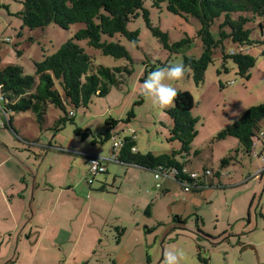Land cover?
I'll list each match as a JSON object with an SVG mask.
<instances>
[{
  "label": "rangeland",
  "instance_id": "374dc122",
  "mask_svg": "<svg viewBox=\"0 0 264 264\" xmlns=\"http://www.w3.org/2000/svg\"><path fill=\"white\" fill-rule=\"evenodd\" d=\"M144 7L152 26L168 35L169 45L186 37L191 43L173 50L163 48L146 28L142 17L127 25L128 30L139 31L137 45L119 35L108 40L124 47L131 61L103 56L85 41L79 42L95 67L128 66L132 74L119 78L122 84L112 87L104 98H93L87 108L67 105V111L74 114L73 123H65L56 132V122L64 114L49 105L41 125L33 113L25 112L12 114L9 126L0 97V157L12 159L10 165L13 160H22L34 172H39L43 183L49 184L41 213L34 220L42 221L44 215L51 213L44 210L46 205L59 204L52 220H60L64 228L71 226L76 237L79 234L73 243L76 254L72 257V244L54 246L47 238L36 236L23 240L31 248L20 255L18 264H63L66 257L67 261L71 258V264H79L81 260L83 264H163L164 253L169 249L183 253L180 264H200L199 251L208 264H264V219L259 214L261 211L264 214V147L257 143L254 154L248 156L239 151L234 138L212 140L224 127L236 122L243 111L264 103L261 88L264 82L259 84L264 75L261 55L264 45L250 48V55L255 59L250 80L239 77L230 61L224 71L220 52L216 51L213 64L205 72V82L199 88L194 86L187 69L181 79L166 81L177 92L192 95L195 106L191 116L198 120V135L191 144L186 167L199 175L203 169L209 170L212 184L207 182L204 192L186 193L169 180L156 190L154 175L134 166L106 162L103 174L93 176L89 172L86 158L106 159L113 140L127 137L129 129H135V143L141 153L152 152L157 156L163 150L170 154L180 148L177 141H167L171 123L165 110L172 105L165 109L154 107L140 95V80L147 78L151 66L183 64V58H199L202 44L195 35L200 23L190 17L174 16L164 6L157 10L150 1ZM22 8L21 0H0V67L18 65L25 75L34 76V62L55 53L83 25L75 24L68 30L55 25L30 30L15 16ZM262 22L264 25V19ZM248 27L253 29V41L264 40V29L257 24ZM7 39L10 41L6 42ZM107 120L117 122L110 130L112 140L103 145L92 144V137L107 131ZM76 128L80 130L78 136ZM86 132L89 135L82 140L81 135ZM196 152L199 155L194 157ZM229 156L232 157L229 165L220 170V161ZM258 170L263 172L261 177L255 176ZM248 176L255 178L244 184ZM219 181L223 188H218ZM253 194L256 197L248 212ZM147 209L149 214H145ZM117 228L124 231L119 245ZM21 248L22 245L18 249L21 251Z\"/></svg>",
  "mask_w": 264,
  "mask_h": 264
},
{
  "label": "trees",
  "instance_id": "16d2710c",
  "mask_svg": "<svg viewBox=\"0 0 264 264\" xmlns=\"http://www.w3.org/2000/svg\"><path fill=\"white\" fill-rule=\"evenodd\" d=\"M146 1H150L152 7L157 10H162L164 6L165 10L174 16L182 19L190 17L199 21L200 28L195 37L202 44V54L199 58H183L185 70L190 71L195 87L199 88L204 84L205 72L213 64L216 51L220 52L224 71H226L225 64L230 61L236 66L237 75L249 80L250 71L255 66L250 48L258 44L264 45V40L253 41L251 39L253 29L248 26L253 28V25L257 24L258 28L264 29L262 22L264 0H21L23 8L15 16L25 28L34 30L55 25L68 30L75 24H81L83 28L61 45L55 53L44 56L39 62H34V76L25 75L22 67L18 65L9 64L0 67V97L4 101L3 112L7 124L11 126L12 114L31 112L36 122L41 125L47 107L51 105L64 114V117L56 122L57 132L65 123H73L74 114L67 111V105L76 109L87 108L93 98H104L112 87L122 84L123 81L120 79L123 76H131L132 68L128 66L95 67L91 56L79 46V42L85 41L88 47L100 51L103 56L131 61L124 47L108 40L119 35L137 45L139 31H130L127 25L142 17L146 28L161 42L163 48L173 50L191 43L186 37L180 42L169 45L168 35L152 26L149 12L144 7ZM9 41L7 39L6 42ZM228 45L232 48L227 47ZM229 48L234 54H228ZM261 55L264 56V49ZM155 69L151 66L149 71ZM143 80L141 79L140 82L142 83ZM177 93L172 106L166 109L165 113L171 123L167 141H177L180 144L179 150L158 156L149 152L141 153L136 150L135 134H133L122 139L121 145L116 150L110 149L113 158L109 162L138 167L150 171L153 175L158 174L159 178L170 177L173 183L182 187L183 191L187 187L188 193H201L207 187L205 180L210 176L209 170L203 169L202 174L199 175L188 171L186 167L191 155V144L198 135L196 129L198 120L191 116L195 104L189 92ZM141 102L142 99L138 103ZM130 117L133 118V115ZM106 125L107 131L92 137V144L103 145L112 140L110 130L117 125V122L107 120ZM262 130H264V103L243 111L236 122L219 131L212 140L234 138L238 141L239 151L251 156L255 152L257 143L264 147V136L260 135ZM79 131L76 128L75 135L78 136ZM87 132L81 135L82 140L89 135ZM197 155L198 152L193 154L194 157ZM231 159L230 156L222 159L220 170L227 167ZM182 170L186 173H182ZM207 172L209 174H206ZM191 174H196L197 178L191 179ZM216 176H220L219 172ZM218 188L223 187L219 185ZM145 214H149L148 209ZM249 216L248 213V218ZM117 230L116 243L119 245L124 231L118 228ZM197 257L200 264H208L207 259L202 258L200 251Z\"/></svg>",
  "mask_w": 264,
  "mask_h": 264
},
{
  "label": "crops",
  "instance_id": "0c3cea01",
  "mask_svg": "<svg viewBox=\"0 0 264 264\" xmlns=\"http://www.w3.org/2000/svg\"><path fill=\"white\" fill-rule=\"evenodd\" d=\"M250 79L251 74L249 80ZM261 82H264V75L262 76V79L259 80V84ZM259 84H257L258 87L256 89L260 87ZM261 88L264 89V86H261ZM263 89L262 91L264 92ZM228 118L230 119V117ZM127 137H129V135ZM136 150L140 151L137 146ZM163 152L166 151L163 150ZM163 152L158 153V155L169 154ZM11 160L12 159H9L8 157H0V264H18L20 255L26 254L27 248H31L30 246L26 247V242H23V240L29 241L34 236L38 238H47L54 246L60 247L63 244H72V248L70 249V254L72 257L73 254H76V250L74 248L75 245L73 243L79 237V234H77L76 237V233L74 232V230H70L71 226H66V228H68L66 229L60 226V220H52L55 210L57 209V207H59V204L53 207L46 205V208H44V210H46L47 213H49V211L51 213L48 216L44 215L42 221L34 220L36 216L41 213V207H43L44 201L46 199L44 193H47L49 184L47 183V181H44L43 183V181L39 178V172H34L28 165L22 163V160H13V165H10L9 163L12 162ZM25 173L29 174L30 177H24L23 174ZM256 175H260L261 177L263 175V172L261 170H258V172L256 171L255 176ZM249 177L250 176L244 179V184H247L246 181L255 178L251 177L249 179ZM154 180L155 189L157 184L162 186V183H165L164 185H166V182L168 183V180L172 182L170 179H166L162 182H160V179L156 180L154 178ZM205 181L210 185L212 184V182L208 178H206ZM219 184L221 185V182ZM260 185L261 184L259 183V188ZM205 189L202 192H204ZM42 193L43 195L41 196ZM255 197L256 195L253 194L251 200L249 201L247 207L248 212L252 207ZM259 214L261 216V219H264L263 212L261 211L259 212ZM248 221L250 222L249 218ZM27 231L29 232V234L27 233ZM97 239L99 242V236L97 237ZM63 241L67 242L60 243ZM21 245L22 248L20 251L18 248L19 246L21 247ZM32 253H34V251ZM68 258L69 260L67 261L66 257L65 263L63 264H66V262L71 264V258ZM83 262L84 261L81 260L79 264H83Z\"/></svg>",
  "mask_w": 264,
  "mask_h": 264
},
{
  "label": "clouds",
  "instance_id": "9594fccd",
  "mask_svg": "<svg viewBox=\"0 0 264 264\" xmlns=\"http://www.w3.org/2000/svg\"><path fill=\"white\" fill-rule=\"evenodd\" d=\"M228 54H234L233 50H227ZM185 74V65L175 63L156 68L151 71L140 86V95L149 99L152 105L158 109L171 106L177 96V89L166 81H176ZM134 132L135 129H129ZM183 256L181 251L167 250L164 253L163 264H180Z\"/></svg>",
  "mask_w": 264,
  "mask_h": 264
},
{
  "label": "built area",
  "instance_id": "2783aa9c",
  "mask_svg": "<svg viewBox=\"0 0 264 264\" xmlns=\"http://www.w3.org/2000/svg\"><path fill=\"white\" fill-rule=\"evenodd\" d=\"M7 41V40H6ZM135 134V132H129V135H133ZM260 135L264 136V130H262V132L260 133ZM121 145V140H113L112 142V145H111V150H116L119 146ZM58 151H62V150H58ZM112 155L110 154L106 159H98V158H94V157H91V156H88L87 157V164L89 166V172L93 175V176H96L98 174H103L105 172V167H104V164L106 162H109L111 161L112 159ZM182 173H186L185 170H182ZM206 174H209L208 172ZM154 178L157 180L159 179V176L158 174L157 175H154ZM190 178L191 179H195L197 178V175L196 174H191L190 175ZM163 179H170V177H164ZM172 181V180H171ZM91 183V182H90ZM161 188V186L159 184L156 185V190H159ZM189 189L186 187L184 189V192L188 193Z\"/></svg>",
  "mask_w": 264,
  "mask_h": 264
}]
</instances>
